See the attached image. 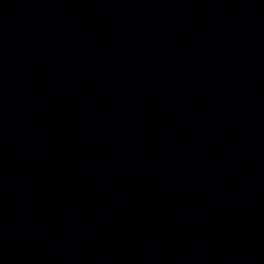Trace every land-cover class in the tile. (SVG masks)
<instances>
[{"label":"water","instance_id":"water-1","mask_svg":"<svg viewBox=\"0 0 264 264\" xmlns=\"http://www.w3.org/2000/svg\"><path fill=\"white\" fill-rule=\"evenodd\" d=\"M0 264H264V0H0Z\"/></svg>","mask_w":264,"mask_h":264}]
</instances>
